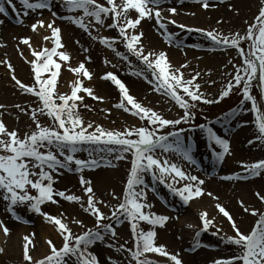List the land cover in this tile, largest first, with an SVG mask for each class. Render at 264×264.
Here are the masks:
<instances>
[{
  "label": "snow or ice",
  "instance_id": "6c2138e0",
  "mask_svg": "<svg viewBox=\"0 0 264 264\" xmlns=\"http://www.w3.org/2000/svg\"><path fill=\"white\" fill-rule=\"evenodd\" d=\"M65 9L64 14H58L52 8V0H19L24 11L21 13L15 0H0V14L9 15V11L15 12L19 23L24 21L21 16L27 17L31 12H38L43 16V11L51 13L49 21L43 18L37 19L30 25L33 33L43 29L50 31L51 35L44 36V41H51L52 47H43L37 50L31 43V37L19 38V44H23L30 50L33 59L25 62L31 65L34 83L26 85L15 75L14 66L8 61L0 63L6 65L11 72V80L14 86L23 94L37 98L38 106L27 110L17 104L15 107L27 115L31 120L30 131L22 136L18 130H9L2 118H0V201L5 204V210L19 221L20 216L16 209L24 206L27 211L35 213L51 224L57 234L62 238V245L57 247L51 239L46 240L50 249L49 254L40 260H34L30 255V247H34L33 237H23V259L27 264H102L99 255L93 251V246L104 243L106 247L116 252L127 253L128 264H159L150 259L146 254L154 253L166 257L172 264H184L179 253L172 254L167 251L165 245L156 242L157 227H164L171 217L159 215L152 211L154 205L148 202L147 191L149 187L145 177L150 176L152 181L159 182L184 205L190 201L205 195L203 185L205 180L192 175L185 168L170 159L171 155H177L182 161L191 165L197 162L193 155V144L185 143L186 133L184 125H188V131L199 128L209 142V147L216 161L222 162L226 155L230 154V141L222 136L211 126L201 123L195 125L199 105L219 104L229 97L234 90H238L242 99L238 108L225 113V121L235 116L238 111L251 112L254 116L253 124L257 129L254 139L249 140V145L259 142L264 145V0H260L261 7L254 20L245 21L247 25L245 33L239 32L231 35L219 33L216 29L206 30L189 28L187 25L177 24L171 16L177 14L175 7L165 9L163 5L171 0H55ZM183 3V0H179ZM204 9L210 6V0H195ZM223 2V0H220ZM167 11L170 15L165 16ZM133 13L135 15H133ZM192 15H195L194 13ZM68 21L70 24L82 30L92 41H98L101 45L112 50L117 57L128 61L130 57L142 65L137 71L131 73L141 76L153 90L168 96L175 105L182 110V114L176 119H167L157 111L143 106L130 95L127 85L114 73H106L101 78L110 81L119 91L121 100L114 107L123 109L131 115L145 121L144 126L126 127L123 131L105 129L101 125L85 122L78 111L84 96L87 94L94 100L103 101V97L96 96L92 88L85 87L78 78L71 89L70 95L56 91L58 77L63 65H67L70 72L80 77L91 79L92 74L86 68L84 62L78 67H71L68 62L71 56L66 51H61L65 46L62 43V30L56 26V19ZM155 21L157 29L165 37L168 44L177 43L173 39L174 33L169 31V25L188 32H198L209 40L212 46L223 49H235L241 60V64H232L234 75L227 85L215 98H209L200 90V85L195 83L199 77L197 72L191 79H185L182 69L187 64L173 69L164 51L155 52L146 50L143 45L144 33L139 30L142 21ZM110 21V22H109ZM3 21L0 20V24ZM221 23V21H217ZM102 29L114 30L117 35L113 37L99 35ZM97 33V34H94ZM178 39V37H177ZM247 41L245 50L241 42ZM79 44V41H76ZM123 44L125 53L117 50L116 45ZM0 44V47H3ZM177 46H179L177 44ZM19 49V45L17 46ZM88 52L89 48H83ZM23 57V52L20 51ZM86 60L91 62V57ZM110 63L105 60V64ZM42 74H47L46 76ZM149 75L151 79H149ZM254 87L260 90V101L252 94ZM182 93V94H181ZM250 103V107H246ZM0 104V109H5ZM84 107H88L84 105ZM4 113L0 111V117ZM41 117H47L48 123H42ZM247 121L242 126L247 125ZM167 130V131H166ZM191 138L189 137V140ZM95 146L88 150L82 146ZM216 149H219L217 151ZM88 151L89 159L77 158V153ZM129 171L127 180L120 196L111 193L112 200L116 204L105 202L96 197L92 181L85 178V170L93 171L99 168L106 156H112L115 160L129 159ZM107 166H112L107 161ZM242 173L235 176H223V180H240L248 177H258L264 174V159L253 163L240 162ZM61 170L79 174V183L84 196L68 195L64 190L54 188ZM154 190V189H153ZM212 196V193H207ZM257 198L264 203V190L255 193ZM63 199L79 205L82 211L94 220L92 227L84 220L73 217L71 223L76 224L83 232L74 233L69 226L65 213L54 216L45 212L42 208L47 203L58 204ZM213 199L217 197L213 196ZM240 206L245 213L257 217L253 227L242 231L236 220L220 203L215 207L218 212L227 218L233 235L220 237L222 242L234 246L238 251L228 259H216L213 264H264V211L249 208L243 201ZM107 208L105 213L102 209ZM201 227L194 233V240L190 251L203 247L200 237L202 233L209 232L216 227L215 218H209L207 211L199 214ZM151 226L149 230L141 227V224ZM127 224L133 241L132 247H127L128 241L123 244L116 243L119 240L117 229ZM189 229L195 226L188 224ZM0 230L5 236L10 234V229L0 221ZM221 232L219 227L213 235ZM4 249L0 248V253ZM104 264H119L111 257L106 258Z\"/></svg>",
  "mask_w": 264,
  "mask_h": 264
},
{
  "label": "rangeland",
  "instance_id": "374dc122",
  "mask_svg": "<svg viewBox=\"0 0 264 264\" xmlns=\"http://www.w3.org/2000/svg\"><path fill=\"white\" fill-rule=\"evenodd\" d=\"M253 1L256 2V8L254 9V11H251V7H249L251 13H246L245 15L243 13V15L238 16L236 15L237 10L235 7L238 3H244V5L242 6L246 7L248 6L246 5L247 3L253 4ZM101 2H104V0H101ZM117 2H119V0H117ZM218 2H220V0ZM220 5L222 6V8L224 7V10L226 12L234 15L235 18L232 19L227 18V16H218V14H221V12H223L222 10H211L209 11V13H194L195 15L182 14L181 8H184V4H178L177 2L174 3L172 2V0L170 3H165L163 7L165 9L170 7H175L177 9V14L175 16H172V19L177 21V24L187 25L189 28H200L206 30L216 29L219 33H222L224 35H231L236 32H239L243 35L247 28L245 21H253L255 16L258 14L259 7L262 6L260 0H223ZM22 10H24V8H22ZM64 10L65 9L61 7L60 10H58V14H64ZM164 13H166V15H170L167 11H165ZM133 15L135 14L133 13ZM217 21H221V23H217ZM145 22H147V24L149 25V35H151V37L154 38L157 43V48L155 47V49H153L155 52L158 53L163 49H172L177 51L185 49L198 51L201 54L197 57L187 58L185 60V62L187 63L184 62L183 64H187L188 67L182 69V71L184 73L185 79H191V77L198 72L200 75L195 81V83H198L200 85V90L205 93L206 96H208L209 98H215L227 85L228 81L231 79V76L228 74H235L232 64H241V60L235 49L226 50L219 47L214 48L211 42L205 39V37L198 32H188L179 29L175 26L169 25V31L176 34L174 35L173 39L177 41V43H173L170 45L165 42V37L157 29L154 20L142 21V25L139 28L140 31L143 32V27L146 28L144 25ZM63 24L76 31L70 33L67 32V36H62V43L65 47L60 50L66 51L67 53L76 51L77 55L75 54L74 58H72V56L70 55L71 61L73 60V63H71L70 66L75 67L77 62L76 67H78L80 62H84L86 68L92 74V78L89 80L87 78H84L82 75L80 77H77V75L70 72L67 67L64 68V66H62L60 75L58 77L56 91L61 94L70 95L74 82L79 78L85 87L93 89L94 94L96 96L103 97V101L101 102L99 100H94L91 97H88L85 93H81V95L84 96V99L83 102L80 104L78 111L85 122H92L94 125H101L105 129L118 131H123V129H125L126 127H139L144 126L146 124L145 121H141L138 117L131 115L129 112H125L123 109H118L114 107L115 104L120 102L121 95L118 89L110 81L101 78L109 72L116 74L119 79L127 85L130 95L135 97L136 100L140 102L143 106L157 111L167 119H176L180 114H182V110L179 109L178 106L175 105L174 101H171L168 96L154 91L152 85H150L141 76L131 74L137 71L138 68L142 67V65H140L134 57H130V66L128 61L122 60L120 57H117L112 50L105 47L104 45H101L98 41H92L82 30H80L76 26L69 25L68 21L64 22ZM17 27H19L23 32L27 31L26 29L28 28L27 26H25V24H21ZM94 34L97 33L94 32ZM99 35L113 37L116 36L117 33L114 30L102 29L99 32ZM7 36V33H3L2 28H0V44L4 45L3 47H0V61L8 60L12 64V58L7 56V51L9 49L8 46L6 47V44L12 42L11 45H9V47H11L12 44H14L15 42L11 41L10 39L12 38V40H14L13 38H16V35H10L8 37ZM70 39L71 43L69 47L73 48L72 51H69V47L67 46L68 41H70ZM76 41H79V44H77ZM152 41L149 40V45L155 46V43ZM46 42L49 44V41ZM144 42L145 40L143 37V45ZM177 44L179 46H177ZM241 46L244 47L245 50H247L248 42H241ZM83 48H89V51L84 52ZM116 48L121 53L126 52L123 47V44H117ZM20 56L19 58H15L14 56L13 57L17 61H19L21 60ZM77 56L81 60H77ZM87 56L91 57V62H88L86 60ZM167 57L169 58L168 55ZM105 60L109 61L110 63L105 64ZM168 60L172 62L171 58H169ZM229 61H232V64H230ZM21 62L24 64L22 65L24 71L19 73L16 68H14L15 75L22 83L26 85H32L34 83V78L31 75L30 69L27 68L25 59H23ZM12 65L14 66V64ZM94 71H97V74H95ZM68 74L71 78L67 79L68 83H65L66 81L61 82L60 78L63 76L65 77V75ZM42 75L46 76L47 74ZM149 79H151L150 75ZM252 94L257 97L258 101H260V90L258 87L253 88ZM241 99V93L238 90H234L229 97L225 98L219 104L204 105L201 103L199 105V108L196 110L197 115L195 121L193 122L195 125L203 123L206 126L213 127L218 135L230 141L231 158H229V160L233 162L232 167L234 169L232 171H228V167H220V165L218 169V165L214 163L216 159L212 154L211 148L209 147L207 137L203 132L199 130V128H195L194 130L188 131L189 126H183L186 129V133L183 138L185 140V143L193 144V155L194 158L195 156H197L198 159L195 158V160L199 163V166L201 165L204 168L208 167L207 170L210 172H212L211 170H214V168L217 167L216 169L219 170V173L221 172L220 179L223 176H227L226 174L231 175L232 173H242L244 171L240 166V162L242 161L247 163H253L259 159H264V145L260 144L259 142H256L251 145H249L248 143V141L254 139L255 135L257 134V129L252 123L254 116L251 112H247L245 114L243 112L238 111V113L235 116L231 117L229 120L225 121L224 119H222L225 113L230 112L234 108H238ZM38 103L39 102L37 98L33 97L32 95L23 94L18 89V87L14 86V83L11 80V72L6 67V65L0 63V104L6 106L5 109H0V111L4 113L3 117L0 118L3 119L8 129L18 130L21 136L25 132H29L30 125L32 124L31 120L27 115L17 109L15 105L19 104L23 108L30 110L31 108L37 107ZM84 105H87L88 107H84ZM246 107H250V103L247 104ZM262 107H264V104H262ZM245 121L248 122L247 125L242 126V123ZM41 122L48 123L47 117H41ZM189 137L191 138L190 140ZM236 137L239 138L236 145L237 149H235L234 147V140ZM82 147L91 150L95 146L84 145ZM216 150L219 151V149ZM76 155L77 158L80 159H89L88 151H81ZM130 159V154L129 159L123 161L115 160L112 156H106L105 161L102 162L99 168L93 171L85 170L83 175L85 176V178L90 179L92 181V185L94 187V191L97 198L102 199L105 202H111L112 204L117 203V201L112 200L111 193L115 192V194L118 196L122 194L130 167ZM109 160L111 161L112 166H109V168H107L105 167V164H107V161ZM111 168L112 170H110ZM61 171L63 174L58 176L57 183H55L54 188L56 190H64L68 195H77L83 197L84 193L79 183V174L66 170ZM103 171L120 172L118 176H120L122 184L120 183L118 189L107 187L104 184L102 185L101 181L98 182V180H96L98 172ZM145 179L148 183L149 188L152 189L154 195H157L161 198L164 197L166 200H170L171 204H175L176 206H178L176 208L178 210V215L180 213H189L192 214L193 217V223L191 224L195 226V229H189L187 226H182L181 224L177 225L173 221L170 223H166L164 227H157L155 229L157 233V244L165 245L168 252L172 254L180 253L182 250L190 248L192 246L194 240V233L196 230L199 229V227H201L199 214L203 211H207V213L209 214V218L214 217V223L216 227H219L221 229V232L218 235L212 234L216 231V227L210 228L209 232L202 233L200 237L202 244H206L214 248L215 252L211 253V256L206 260L205 258H201L204 253H200L199 255L197 254L198 258L191 259V264H204L206 261H210L214 258L226 259L232 257L234 253L238 251L234 246L225 244L220 239V237L224 236L225 234L233 235L234 233L231 229L229 222L227 221V218L224 217L223 214L219 213L218 209L215 207L217 203H220L222 206L225 207L226 210L230 212V214L240 226L241 230L245 232L249 231L253 227L257 217H254L249 213H245L243 211V208L240 206L239 202L243 201L245 205L249 208H255L264 211V203H262L255 195L256 192L264 190V174L258 177H248V180H224L226 184H228L226 187L228 190L227 199L225 201L220 200L219 197H217L218 200L208 198L205 192V195L198 198L197 201L203 199L209 200L207 201V204H209L210 206H207L206 204L209 209H205L206 207H204L203 205L194 204L192 201L189 202L190 204H188L187 207H184L180 204L178 200L176 201V197H174L172 193H168L169 190L166 186L161 185L159 182L154 183L150 176H146ZM210 179L211 181L216 182L215 178ZM147 196L154 197L151 196V194L149 193H147ZM243 197H245V200ZM57 199L59 200L58 204L43 205V210L45 212H52L54 216H58L60 213H65L69 218L67 221L69 223V226L71 227L72 231L77 234L83 232L84 229H81L76 224H72L70 222L71 218L76 217L82 219L88 225V227L93 226L94 220L91 217L87 216L78 204L74 202H66L65 200L60 198ZM197 201H195V203H197ZM0 208L2 209L1 212L4 215L3 217L5 218V220H8V227H16V225L12 224L14 222L12 220L13 218L5 210V204L3 201H0ZM102 210L105 213L108 212L107 208H103ZM16 211L22 221L33 224V228H31L32 226L25 228L26 235L31 236L34 233V243L39 239L38 241L44 247L42 249L45 253L43 255L35 256L34 260H40L44 258L49 254L50 249L44 246V240L40 238L41 236L39 237L37 234L39 227L45 228L44 225H42L41 216L34 215L32 212L27 211L26 207L24 206L17 207ZM32 217L35 219L34 222L30 220ZM125 226V230L121 227V229L118 230L119 240L116 242L118 244H123L125 240H128V237L125 236L129 234V230L127 229L128 225L126 224ZM50 227V231H52L50 233V239L55 242L57 247H60L62 245V238L57 234L51 224ZM162 238H167L170 240V242L167 241L166 243H164ZM19 243L20 245L18 246L16 252L7 253V250L3 251L4 254L0 256V264H27V262H25L23 259V247L21 246V240L19 241ZM101 246L104 248H95V251L98 255L102 254V257H111L113 260L118 261L119 264H128V261L126 259V257L128 256L127 253L116 252L114 249L110 248V250L107 251L106 249L108 247H106L104 243H101ZM132 246L133 244L130 241V243L127 244V247ZM184 256L185 255H183L182 260L184 264H188ZM162 258L166 259V257ZM167 261L170 264L172 263L168 259ZM104 262L105 260L103 261V264Z\"/></svg>",
  "mask_w": 264,
  "mask_h": 264
},
{
  "label": "bare ground",
  "instance_id": "6f19581e",
  "mask_svg": "<svg viewBox=\"0 0 264 264\" xmlns=\"http://www.w3.org/2000/svg\"><path fill=\"white\" fill-rule=\"evenodd\" d=\"M210 2H213V4L211 3L212 6H210L208 9H204L201 4L199 3H196L195 0H183V3L184 4V8H181V13L182 14H188V15H192V13H209V11L211 10H222L223 12H221V14H218V16L220 17H224V16H227V18H232L234 19V15H232L231 13H228L224 10V7L222 8L221 5H219L221 2H216V1H211ZM254 3L253 4H250V3H247L246 8L245 6H242L244 5V3H238L236 5V10H237V13L236 15H244L246 13H251L250 12V9L249 7H251V11H254V9L256 8V2L253 1ZM57 7V4H55V8L53 9L54 11L58 12V9L56 8ZM239 10V11H238ZM33 14V15H32ZM233 16V17H231ZM164 15H166V13H164ZM214 15H217V14H214ZM166 16H169V15H166ZM28 21H32L30 22V25L32 23H34L38 18H43V19H50V14L48 13L47 10H44L43 11V16L41 17L39 15L38 12H30V14L28 15ZM172 19V16L170 17ZM7 23V24H6ZM4 24V25H3ZM3 26L2 30H3V33H7L8 36L10 35H16V38H13L15 39L12 40V38L10 39L11 41H14L15 44H12L11 47H9V45H11V43L9 42L8 44H6V47L8 46V51H7V56L11 57L12 58V64H14V68H16V70L20 73L22 71H24V68L22 67V65H24L21 61L25 58H27L28 60H31L33 59V57L31 56V53H30V50L28 49L27 46L23 45V44H19V38L21 37H31V43L33 45L34 48H36L37 50H40L41 48L43 47H48V48H51V45L52 43L49 42V44L44 41L43 37L48 35L50 36L51 33L50 31H45L43 29H40L38 30V33H33L31 30H27L25 32H23L20 28H15L14 25H11L9 26L8 22H5L3 21V23L1 24ZM30 25H29V28H30ZM145 27H143V32H144V47L146 50H153L155 49V47L157 46V43L155 41L154 38L151 37L150 34V31H148V27L149 25L147 24V22H145ZM56 26L60 27L62 29V33L61 35L63 36H67V32H75L76 30H73L72 28H69L67 27L65 24H61L59 23L58 21H56ZM50 34V35H49ZM5 35V34H4ZM7 36V37H8ZM63 36V37H64ZM149 40L154 42L155 43V46L154 45H149ZM65 42V40H64ZM71 43V39L70 41H68V44L67 46L69 47ZM48 44V45H47ZM19 45V49H18V46ZM157 48V47H156ZM73 48L69 47V51H72ZM159 49V48H158ZM160 50V49H159ZM14 51V52H13ZM20 51L23 52V57L20 56ZM162 51L166 52L167 55L169 56V58L172 59V62H171V66L173 68L175 67H180L187 58L189 57H197L198 55H201L199 52H196V51H193V50H185V49H182L180 51H177V50H172V49H163ZM19 54V55H18ZM72 58H74L75 54H76V51H72L69 53ZM77 55V54H76ZM19 58V56L21 57V60L17 61L15 58ZM168 58V59H169ZM77 60H81L78 56L76 57ZM176 61H175V60ZM73 63V60L70 62H68V64H71ZM187 63V62H185ZM177 64V65H175ZM27 65V68L30 69V72H31V65L26 63ZM64 68L68 66L67 65H63ZM76 66H77V62H76ZM75 66V67H76ZM92 70V69H91ZM95 72V71H94ZM95 74H97V71L95 72ZM31 75L33 76V74L31 73ZM63 76V75H62ZM71 79L69 77V74L68 75H65V77H61V82H65V83H68L67 79ZM102 83V82H101ZM238 137L235 138L234 140V143H235V149L236 148V145H237V141H238ZM195 158H197V156H195ZM211 158V157H210ZM230 157V154L226 155L225 159H224V164L226 166V168L228 169V171H232L234 168L232 167V164L233 162H231V160H229ZM173 162H176L178 164H181V166L183 168H185L188 172H190L192 175H196L198 176L200 179H203L205 180V183L203 185L204 187V191L207 193H212L213 195L212 196H209L207 195L208 198H213L214 197H219L220 200H223L225 201L227 199V193H228V190H227V185L226 182L222 179H220V173L218 172L216 174V176L214 175L213 178H215L216 182H213L211 181V179H209V177L207 176L206 178H203L201 177V171L197 170L195 167L197 166V163L195 165H191L185 161H182L180 159L179 156L177 155H171V158H170ZM198 159V158H197ZM197 162V161H196ZM120 172H115V171H103V172H98V175L96 177V180H98V182L101 181L102 185L104 184L105 186L107 187H110V188H114V189H118V186L120 185L121 183V178L119 175ZM97 174V173H96ZM225 182V183H224ZM122 184V183H121ZM101 186V185H100ZM206 189V190H205ZM243 189V188H242ZM241 191V190H239ZM244 200H245V197H243ZM147 199H149V197L147 196ZM203 199V198H202ZM198 199H196L195 201H197ZM153 201V200H151ZM195 201H193L194 204H200V205H203L204 207H206L205 209H209V207L207 206H210L209 204H207L209 200L207 199H203V200H200V201H197V203H195ZM207 204V206H206ZM155 208L157 209V211L159 213L162 214V212H164V210H162L158 205H155ZM179 220V221H178ZM175 222L178 224H181L182 226H187L188 223H193V217H192V214H189V213H184V215H182L181 218H177L175 220ZM14 228V229H13ZM11 230V233L9 235H11V238H3V236H1V230H0V244L1 243H5L6 245V249H7V253H12V252H16L17 250V242H16V239L23 235L26 231L25 228H18L17 226L16 227H13ZM50 229L45 227V228H39L38 229V236L40 235L42 239L46 238V236L48 234H50ZM162 240L164 241V243H166L167 241L170 242L169 239H164L162 238ZM39 247V246H38ZM42 250V254H44L45 252L43 251V249H40ZM205 257H207L208 255L206 253H204ZM191 259L192 258H186L187 261H189V263H191Z\"/></svg>",
  "mask_w": 264,
  "mask_h": 264
}]
</instances>
